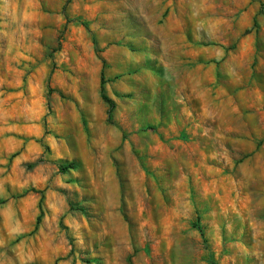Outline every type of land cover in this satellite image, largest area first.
Returning <instances> with one entry per match:
<instances>
[{
  "label": "rangeland",
  "instance_id": "obj_1",
  "mask_svg": "<svg viewBox=\"0 0 264 264\" xmlns=\"http://www.w3.org/2000/svg\"><path fill=\"white\" fill-rule=\"evenodd\" d=\"M0 264H264V0H0Z\"/></svg>",
  "mask_w": 264,
  "mask_h": 264
},
{
  "label": "trees",
  "instance_id": "obj_2",
  "mask_svg": "<svg viewBox=\"0 0 264 264\" xmlns=\"http://www.w3.org/2000/svg\"><path fill=\"white\" fill-rule=\"evenodd\" d=\"M101 96L103 98V100L109 105V114L111 115L113 112V109L115 107V103L112 99L108 98L105 94V88H104V77H103V73H102V77H101ZM45 149L48 150V146L44 145ZM77 166L75 165L74 162H70V163H66V164H59V171L61 173H66L67 171H69L70 169H74ZM72 206V205H71ZM37 223H40V217H38L37 219Z\"/></svg>",
  "mask_w": 264,
  "mask_h": 264
}]
</instances>
